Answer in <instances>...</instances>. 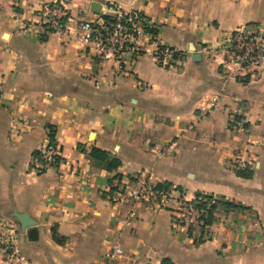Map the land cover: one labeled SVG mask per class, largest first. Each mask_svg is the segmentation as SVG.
I'll list each match as a JSON object with an SVG mask.
<instances>
[{"label":"crops","instance_id":"obj_1","mask_svg":"<svg viewBox=\"0 0 264 264\" xmlns=\"http://www.w3.org/2000/svg\"><path fill=\"white\" fill-rule=\"evenodd\" d=\"M50 3L66 9L70 30L139 12L182 62L142 53L116 66L71 37L40 41L25 25ZM246 26L264 32V0H0V220L24 264H264V61L225 83L214 53ZM49 129L59 160L43 169L34 159ZM93 148L120 167L107 172L90 159ZM234 156L252 166L249 179L230 169ZM140 179L242 209L218 210L209 240L197 244L170 212L121 201ZM14 214L36 234L22 233ZM116 239L119 262L107 259Z\"/></svg>","mask_w":264,"mask_h":264},{"label":"built area","instance_id":"obj_2","mask_svg":"<svg viewBox=\"0 0 264 264\" xmlns=\"http://www.w3.org/2000/svg\"><path fill=\"white\" fill-rule=\"evenodd\" d=\"M14 20L21 22L17 16ZM25 30L36 38L45 34H53L61 39L71 37L80 48H86L96 58L116 66L130 65L142 53H148L154 60L167 66H177L183 58L177 49L162 46L155 26L136 11L116 10L110 16L104 15L96 20L81 22L75 30H70L66 9L58 3H50L40 7L35 21L27 23ZM214 53L219 57L216 65L224 75V82H236L245 72L259 68L264 61V32L248 26L241 27L228 34L223 46ZM216 102L217 99H214V103ZM36 155L34 161L43 169L56 166L59 160L56 147L49 142L39 148ZM230 169L235 174L247 173L252 171V166L241 157L234 156ZM115 185L118 183L115 182ZM120 199L125 203L134 201L170 212L174 224L184 228L188 238L194 243L199 244L210 238L212 224H206L204 216L206 209L216 201L212 196L210 200L206 197L186 200L181 193L171 188L157 190L156 185L140 179ZM132 217L133 212L128 213L120 221L121 227H129ZM15 236L12 227L0 220V252L4 254L5 264L12 261L18 264L26 262L16 248ZM125 257L120 242L116 239L110 246L107 259L119 262ZM135 260L134 264H138L136 258Z\"/></svg>","mask_w":264,"mask_h":264},{"label":"trees","instance_id":"obj_3","mask_svg":"<svg viewBox=\"0 0 264 264\" xmlns=\"http://www.w3.org/2000/svg\"><path fill=\"white\" fill-rule=\"evenodd\" d=\"M107 17H104V19H106ZM44 37H40L39 40L43 41ZM54 142V132L52 129H49V143L51 145H53ZM37 156V155H35ZM90 159L95 162L98 163L100 166H102L107 172L112 173L115 172L119 167H120V161L112 156L111 154H109L108 152H104L98 149L93 148L90 151ZM237 176L244 178V179H249L251 177V172H242V173H237ZM118 176H115V178H117ZM169 188V186L167 184H158L156 185V189L157 190H167ZM196 198L199 197H206L207 200H210L211 196H203V195H196ZM204 208V206H202ZM239 207H235L233 204H230L228 202H224L223 200L220 199H216V201H214L213 204H211L207 209H206V213L204 216V220L205 223L210 225L213 223L214 221V214L218 211V210H222V211H229V210H233V209H238ZM242 209V208H239ZM55 237V235H54Z\"/></svg>","mask_w":264,"mask_h":264},{"label":"water","instance_id":"obj_4","mask_svg":"<svg viewBox=\"0 0 264 264\" xmlns=\"http://www.w3.org/2000/svg\"><path fill=\"white\" fill-rule=\"evenodd\" d=\"M96 6H97V9H94V8H96ZM91 11L93 13L98 12V5L96 3L92 4ZM26 37L28 38V37H30V35L27 34ZM192 59L197 61L200 59V56L198 54H193ZM13 217L18 221L22 233H25L26 230L29 229L27 232V235L29 236V238H31L32 236H34L36 234L35 230H34L35 223L32 222L27 215L14 214Z\"/></svg>","mask_w":264,"mask_h":264}]
</instances>
